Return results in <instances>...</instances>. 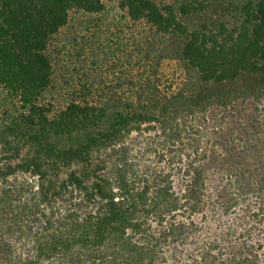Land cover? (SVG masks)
Instances as JSON below:
<instances>
[{"label": "trees", "instance_id": "obj_1", "mask_svg": "<svg viewBox=\"0 0 264 264\" xmlns=\"http://www.w3.org/2000/svg\"><path fill=\"white\" fill-rule=\"evenodd\" d=\"M113 43L130 60L104 85ZM66 58L80 66L59 84ZM249 100L262 114L264 0H0V264H162L224 176L264 222V115L233 147L199 139L212 108Z\"/></svg>", "mask_w": 264, "mask_h": 264}, {"label": "rangeland", "instance_id": "obj_2", "mask_svg": "<svg viewBox=\"0 0 264 264\" xmlns=\"http://www.w3.org/2000/svg\"><path fill=\"white\" fill-rule=\"evenodd\" d=\"M108 4L112 5L113 2L108 1ZM106 19H113V22L117 23L118 16L114 11H111ZM130 24L126 20H122L119 24L124 32L123 40L126 45L123 51L125 52L136 49L138 46L135 41L137 42L140 39L139 33L135 34V29L129 28ZM111 31L117 32L118 30L112 26ZM107 34L112 38L110 32H107ZM101 39L105 40L103 36H101ZM110 48L114 52V56H109L106 59L103 57V53L99 54L101 68L98 70L96 68V73L105 80L104 85L116 82L123 70L121 63L128 60V58L130 60L127 53H123L121 49L119 50L120 46L113 43ZM107 50L109 49L105 48V51ZM120 59L123 61L120 62ZM62 65H66L71 74L80 66L79 63L67 58L62 64L57 65L55 67V79L59 84L63 77L65 79L69 74L64 71ZM124 67L128 69L126 64ZM125 73L130 76L128 70H125ZM159 73L164 81L176 83L181 78V70L174 61H163ZM65 87L66 91L71 93L72 88L68 85ZM66 96L67 92L65 90L61 93L50 90L44 93L42 99L45 102L53 103L55 106H60ZM256 106L255 102L249 100L237 102L225 111L212 108L207 113L206 121L203 124L206 130L202 138H199L200 146L209 147L210 144L214 143L216 149L233 147L238 142V137L242 136L241 130L243 127L255 129L256 122L261 114L260 111L256 110ZM222 114L223 119L220 117ZM262 115H264V111ZM233 138L235 140H232ZM146 158H148V153L141 155V158L135 156V160L140 164ZM234 179L232 175L223 177V183L226 184L225 193L220 196L215 195L213 197L215 205L212 208L206 209L204 214L196 215L192 224L186 223L185 235L182 241L174 248L168 249L167 259L162 264H264V222H260L261 217L246 212L241 201L237 206L232 205L236 197L232 192L237 193V190H235L237 185L233 184ZM226 204L232 206L225 210L223 205Z\"/></svg>", "mask_w": 264, "mask_h": 264}]
</instances>
